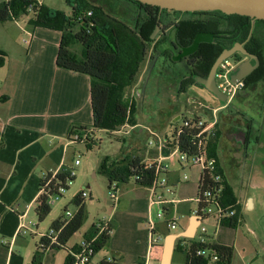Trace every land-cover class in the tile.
<instances>
[{
  "label": "crops",
  "instance_id": "obj_1",
  "mask_svg": "<svg viewBox=\"0 0 264 264\" xmlns=\"http://www.w3.org/2000/svg\"><path fill=\"white\" fill-rule=\"evenodd\" d=\"M33 17L26 19L22 24L17 23L19 35L10 38V42H5L2 46L8 56L5 64L0 67V264H31L40 239L47 232H40L34 220L41 179L47 173L55 174L63 167L73 169L76 161L74 162L71 131L74 126H86L89 121L90 124L93 123L91 77L58 66L57 56L62 32L30 26L28 22ZM163 29L162 26L160 33L172 34V27ZM161 59V55L157 56L152 64L157 62L159 65ZM157 67L148 71L144 87L138 90L141 98L149 88L156 94L161 93L160 86L165 83L164 71H157ZM187 69L189 71L169 72V82L174 80V87L171 88L174 91L180 90V95H184L188 90H197L212 104V115L207 117L194 112L192 115L184 113L181 117L213 118V110L223 108L219 104L220 100L198 81L192 82V71ZM243 93L240 91L237 95L241 96ZM196 99L194 95L189 96L186 108L192 110L191 105L198 101ZM216 117L219 129L217 158L240 205L239 225H223L211 217L203 221L202 225L207 221V226L205 234L202 232L201 222H196L194 214L202 169L181 162L180 166L170 168L166 160L176 152H173L169 142L172 136H168L162 139L156 148L138 147L136 151L141 154L133 156H140L147 163H161L166 167V173L162 177L166 178L167 187L173 190L170 198L174 202L167 206L170 215L165 216L168 219H177V227L169 228L167 221L153 223L155 234L162 238L161 242L151 244V230L148 227L145 239L133 247L132 240L130 243L125 242L130 229L120 220L107 246L109 252L105 255H100L99 252L91 264H99L114 256L122 258L124 264H138L139 261L143 264H162L165 242L171 235L176 236L171 264H185L186 255L183 249L177 246L178 240H200L203 234L208 242L234 248L232 264H264V212L257 218L245 214V210H254L257 203L264 207L263 194L259 191L264 187L252 179L244 183L235 175L236 169L237 172L245 171V163L249 159L247 151L241 150L243 146L239 147L242 141H238V135L244 138V143L247 142L252 132V122L245 119L244 122L238 121V126L227 128L229 144L227 150H223V118ZM178 118L172 121L173 134L179 126L176 125ZM139 125L137 122L130 127L135 129ZM243 155L247 156L246 159H243ZM185 170L189 172V175L185 174L187 179L181 176ZM115 189L116 194L120 192V197H127L126 212L135 211L137 223L151 219L155 206H158L159 212L163 209L162 203H152L155 190L139 186L134 180L120 184ZM166 189H156V192L166 197L169 194ZM90 195L92 196V193ZM126 215L128 216V213ZM107 222L109 221L105 223ZM194 223L193 235L186 236ZM84 238L80 244L74 246L81 245ZM74 246L68 242L62 249L48 250L43 264H64Z\"/></svg>",
  "mask_w": 264,
  "mask_h": 264
},
{
  "label": "trees",
  "instance_id": "obj_2",
  "mask_svg": "<svg viewBox=\"0 0 264 264\" xmlns=\"http://www.w3.org/2000/svg\"><path fill=\"white\" fill-rule=\"evenodd\" d=\"M137 5L142 15L136 16L132 23L110 14L103 6L90 0H66L71 7V14L67 15L45 3L37 0H0V21L17 20L29 12L34 17L29 20L32 27H42L62 32V39L57 56L59 67L87 74L91 77V103L93 123L91 127L106 130L113 134L125 125L134 126L136 121V102L126 95V90L132 87L141 72L142 65L148 56L172 55L179 52L181 60L185 58L197 59L196 71H192L190 79L197 82L196 77H208L213 64L224 49L231 48L236 42L260 59V65L245 79V88H253L264 81V39L256 34V24L264 26V20H254L250 16L232 14L222 11H168L158 6L144 4L136 0H126ZM91 12V14H89ZM175 14H191L190 18L171 19ZM160 24L163 30L172 27L173 38L169 34L160 33L152 39L151 35ZM171 35V34H170ZM211 39V40H210ZM169 42L167 48L163 46ZM82 47L78 50L76 47ZM176 48V50H175ZM238 61L242 54L233 56ZM7 54L0 51V67L5 64ZM190 124L184 126L185 120ZM198 117H182V132L172 146L181 153L189 156L198 153L209 159L217 160V170L204 169L201 173L197 202L200 210L219 204L236 210V215L222 220L221 224L236 227L239 225L240 205L232 187L227 183L217 158L218 137L207 140L205 146L199 145L201 138L197 137L199 130L195 123ZM178 122V121H177ZM88 132L87 126H74L71 135ZM175 133V132H174ZM175 138L173 135L169 138ZM89 146L96 144L88 137ZM102 171L108 178L109 190L116 192L114 187L134 180L142 187L151 188L157 177V163H147L140 156L127 155L115 161L104 160ZM74 169L63 167L57 173L49 172L42 177L40 192L36 200V218L42 223L51 213V200L62 196L60 188L67 191L70 183L75 180L72 175ZM223 173L221 182L216 181V173ZM84 192V191H83ZM83 192L78 193L72 203L77 206L72 216H61L51 225V229L58 232L57 237L42 236L35 251L31 264H43L48 250L62 249L70 239L83 227L87 219L86 200ZM215 199V201L212 200ZM209 200V202H207ZM165 207L166 215H170ZM68 212V210H67ZM39 226V223H36ZM94 224L85 234L84 240L93 241L94 257L108 246L115 223ZM178 247L186 255L185 264H232L234 248L217 242H202L199 239L180 238ZM80 245L74 246L68 254L64 264H75L74 253L79 252ZM199 250H208L209 255H199ZM211 254L218 257L211 261ZM99 264H124L122 258L114 256L112 259ZM138 264H143L139 261Z\"/></svg>",
  "mask_w": 264,
  "mask_h": 264
},
{
  "label": "rangeland",
  "instance_id": "obj_3",
  "mask_svg": "<svg viewBox=\"0 0 264 264\" xmlns=\"http://www.w3.org/2000/svg\"><path fill=\"white\" fill-rule=\"evenodd\" d=\"M37 1L45 3L67 15L72 12L66 0ZM90 1L103 6L110 14L124 19L129 23H132L133 19L139 14H143L142 10L137 5L126 0ZM32 16H34L33 12H29L28 15H24L17 20L0 21V51H3L2 46L6 44L5 42H10V38L12 39V37H17L19 35L18 33L20 30L17 23L22 24L26 19ZM190 17L191 14L173 13L171 19ZM258 25L259 24H256L255 28L256 34L264 39V26ZM169 37L168 41L173 38V33L169 35ZM18 38H20V36ZM21 41L24 42L22 37ZM168 46H170L169 42H167L163 48H167ZM81 47L82 46L78 44L76 48L80 50ZM3 52L7 54L6 51ZM174 58L175 60L178 59L177 56ZM232 58L234 57L232 56ZM242 59L245 61L249 58L242 54ZM163 61L162 57L157 67V71H164L163 76L165 83L160 86L161 93L156 94L149 88L143 98L138 94V90L142 89L145 85L148 71L152 68L153 57L151 56H148L144 61L136 83L126 90L127 97L133 98L136 102L137 110L135 117L137 118L138 124H140L137 128L132 129L130 127L131 125H126V127L119 128L113 134H109L106 130L91 129L92 123L90 124V121L86 123L87 129L91 133V137L95 140L96 144L90 147L88 141L73 142L74 162L76 160L79 161L78 164H73L76 178L70 183V188L65 191L62 196H56L51 200V213L42 223L35 217L34 220L36 223H39L40 232L48 231L53 221L59 217L65 216L68 218L67 210L71 213L76 212L77 206L72 203V199L83 191L88 193V196L85 198L87 219L83 227L70 239L69 245L71 246L80 244L85 234L94 224H98L100 221H112L117 227L118 222L120 223V220H122L123 224L126 223L127 227L130 229L128 238L125 242L130 243L132 240V246L135 247L137 242L145 239L149 222L156 224L158 222L167 221V216L164 215L160 217L159 208L155 206L153 208L154 215L151 219L143 221L144 223H137L135 219L137 215L136 212H130V210L126 212L128 206L127 197L122 198L120 197V192L117 193V195L116 192L108 189V178L101 169V165L106 159L115 161L117 158L125 157L128 154L139 155L141 153L136 151L138 147L142 149L156 148L162 139L172 136L174 128L172 121L176 119V117H179L176 125H181V116L184 113L186 115H192L195 112L197 115L199 113L201 116L207 115V117H211L212 104L208 102L205 96L197 92V90H188L184 95H180V90L174 91L173 88H171L174 87V80L171 79V82H169L170 70L164 67L162 68ZM252 62L254 63V61ZM174 68L179 73L181 71H189L184 64H174ZM166 83H168V85H166ZM136 84L138 85L136 86ZM242 92L244 93L241 96L236 95L225 104L219 103L223 108L217 111L216 116H221L223 118L222 127L224 138L222 149L227 150L229 144V135L226 131L227 128L238 126V121L244 122L245 119L251 121L253 128L248 141L244 143V138L242 139L238 135V141H242L239 147L243 146L241 150L247 151L249 159L247 163H245V171L237 172L236 169L235 175L239 176V180L244 183L248 181V179H252L253 181L259 182V184L264 187V81L259 82L253 88L244 89L241 93ZM191 95L196 96L198 99L195 104L191 105L192 110L186 108L187 98ZM202 119L207 120L210 118ZM246 157V155H243V159H246ZM179 163L180 156L177 153L172 154V156L166 160V164H169L170 168L180 166ZM185 174L189 175V172L186 170L182 171L181 176H185ZM259 191L263 194L262 199H264V188ZM91 193L92 196L90 195ZM113 193H115L116 196H114ZM166 197L170 198L172 195L167 194ZM120 198L121 200H119ZM194 204L195 203H193L192 207H194ZM263 208L264 207H261L260 204L257 203L254 210H245V214L257 218L259 214L264 212ZM127 213L128 216L126 215ZM204 226H207V221L204 223ZM108 252L109 249L105 247L100 252V255H105Z\"/></svg>",
  "mask_w": 264,
  "mask_h": 264
},
{
  "label": "built area",
  "instance_id": "obj_4",
  "mask_svg": "<svg viewBox=\"0 0 264 264\" xmlns=\"http://www.w3.org/2000/svg\"><path fill=\"white\" fill-rule=\"evenodd\" d=\"M40 2V1H39ZM91 14V12L89 13ZM241 63V61H238L235 58H228L224 60L218 67L217 73H216V80H217V85L219 89L227 96V101H229L231 98L235 97L240 91L244 90L245 88V83L243 80L238 81V82H233L231 79L232 74L234 73L236 67ZM218 110H213V118L210 119H200L195 123L194 126L199 130L197 137L201 138L199 145H202L203 141V146H205L207 140H214L218 137V120L216 117V113ZM190 124V119L185 120L184 126H187ZM182 132V127H179L177 130H175V138L170 139L171 140V147L173 148V152H176L180 156V162L181 163H190L192 165H196L200 167L202 172L204 169H209L210 171H216L217 170V160L215 158H208L206 155L198 153L197 155L194 156H189L186 153H181L178 148H175L172 146V144L175 143L176 138L180 136ZM91 135V133L85 132V133H79L76 132L72 134L71 140L73 141H87L88 137ZM172 135V136H173ZM76 164L79 163L78 160L75 162ZM166 173V167H164L161 163L157 164V177L156 180L151 188H153L154 194H153V201L152 203L158 202L162 203L163 209L160 210L159 216L163 217L166 215L165 213V207L168 205L172 204L174 202L173 199L171 198H166L164 194L162 193H157L156 189H163L167 188V192L172 195L173 190L171 187H167V180L166 178L162 177V175ZM72 175H76L75 171L72 172ZM216 181L221 182L223 178V173L217 172L216 173ZM188 177L185 176V179ZM200 186V182H199ZM116 187H114L115 189ZM199 189V188H198ZM61 192H65L64 188H60ZM114 192V190H113ZM115 196V193H113ZM83 196L86 198L88 196L87 192H83ZM201 197L197 194L196 200L199 202ZM213 201H215L214 198H212ZM209 202V200H207ZM216 202V201H215ZM195 216L198 218L199 222H201L200 227L202 232L205 234L206 232V227L202 225L203 221L208 219V218H215L219 223L222 222V220L233 217L236 215V210L235 209H230L225 206L219 205V204H212L211 207H206L200 210L197 206L195 209ZM67 216H72V213L70 211L67 212ZM102 224H106L105 222H100L98 223L101 228L103 227ZM167 225L169 228H176L177 227V219L175 218H169L167 219ZM149 228L151 230L150 232V242L152 245L159 244L162 240L161 237L157 236L155 234V225L153 223H149ZM201 235L200 241L205 242L206 241V236ZM58 232H56L54 229H49L46 233L43 234V236H49V237H54V239L57 237ZM93 241H86L84 240L81 245H80V250L77 253H74L75 255V264H91L92 260L94 258V248H93ZM199 255H204L208 256L209 251L208 250H199L198 251ZM218 257L214 254H211V261H216Z\"/></svg>",
  "mask_w": 264,
  "mask_h": 264
},
{
  "label": "water",
  "instance_id": "obj_5",
  "mask_svg": "<svg viewBox=\"0 0 264 264\" xmlns=\"http://www.w3.org/2000/svg\"><path fill=\"white\" fill-rule=\"evenodd\" d=\"M144 4L158 6L161 9L168 11H222L225 14L250 16L254 20H264V0H136ZM161 31V26L158 24L153 31L151 38L157 37ZM211 40V39H210ZM246 55L249 59L242 61L236 67L231 76L233 82H238L245 79L259 65L260 59L257 55L249 52L243 43L236 42L231 48L224 49L212 66L208 77H196L197 81L206 87L221 103H227V96L219 89L216 80V73L219 65L226 59L231 58L236 53ZM254 61V63L252 62ZM251 202V200H249ZM196 222L198 218L196 217ZM195 223L187 231L186 236L193 235ZM175 235L167 238L164 248V256L162 264H171L174 251Z\"/></svg>",
  "mask_w": 264,
  "mask_h": 264
},
{
  "label": "flooded vegetation",
  "instance_id": "obj_6",
  "mask_svg": "<svg viewBox=\"0 0 264 264\" xmlns=\"http://www.w3.org/2000/svg\"><path fill=\"white\" fill-rule=\"evenodd\" d=\"M176 50V48H175ZM179 52H175L172 54V56L170 55H167V56H162L163 57V63H162V68H166L167 70H170V71H176V69L174 68V64H184L186 65L187 68L190 69V71H196L197 69V65H198V60L197 59H182V60H179L181 59L180 58V55L178 54ZM174 56H177L178 59L175 60ZM243 61V59L241 60V62ZM157 65V62L152 66V71L156 68ZM151 70V69H150Z\"/></svg>",
  "mask_w": 264,
  "mask_h": 264
}]
</instances>
